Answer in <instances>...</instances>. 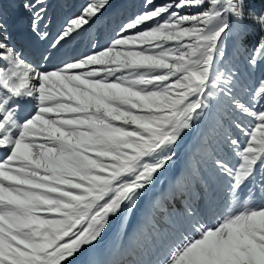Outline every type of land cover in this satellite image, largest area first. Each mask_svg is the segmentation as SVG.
<instances>
[{"label": "snow or ice", "instance_id": "snow-or-ice-1", "mask_svg": "<svg viewBox=\"0 0 264 264\" xmlns=\"http://www.w3.org/2000/svg\"><path fill=\"white\" fill-rule=\"evenodd\" d=\"M19 3L20 39L48 41L50 0ZM111 3L86 0L33 61L0 0V264H127L101 242L201 121L223 146L209 153L222 192L204 189L223 211L188 204L131 264H264V0H142L49 67Z\"/></svg>", "mask_w": 264, "mask_h": 264}, {"label": "rangeland", "instance_id": "rangeland-1", "mask_svg": "<svg viewBox=\"0 0 264 264\" xmlns=\"http://www.w3.org/2000/svg\"><path fill=\"white\" fill-rule=\"evenodd\" d=\"M157 3L162 2V0H156ZM86 3V0H50L49 4V11H48V16L51 20V23L48 27V31L50 33L48 41L55 37L57 32L60 30L64 22L69 18L74 15H76L82 5ZM6 4L7 7L12 10L11 5L15 6L17 8V4L14 2H8V0H5L4 4V12L5 14L8 15V11L6 9ZM141 4L142 0H112L111 6L108 7L100 16L98 21H94L88 34H82L85 36V39L81 40L80 38H77L75 40L69 41L66 43L62 48H60L58 51L54 52L52 55V59L48 63V66H54L58 65L62 62L69 61L74 58H79L82 54L85 52L90 51V48L88 47V36L92 35H103V36H110L113 34V32L117 29V26L121 23H123L125 20H127L129 17L133 16L135 13L139 12L141 10ZM259 8V7H258ZM11 15L8 17V21L11 19ZM24 20L26 22V17H24ZM57 20V21H56ZM7 21V23H8ZM101 23V24H100ZM9 25V23H8ZM98 25H102V28H98ZM12 27L9 25V30L11 31ZM100 29V30H99ZM13 31V29H12ZM11 31V32H12ZM17 43V42H16ZM101 44L104 43V40L100 41ZM45 42L41 43L38 42V48L36 51L32 47H28L29 49H24L23 46H21L22 49H24L25 56L31 60L30 58V51L34 53L35 55H40L44 47H46ZM43 47V48H42ZM51 51V49H49ZM225 51L228 54L226 56V59H231L232 58V38L231 36L226 38L225 40ZM39 56L35 58L34 60H38ZM192 131V142L191 146L195 151L190 147L189 144V150L187 148H183V143L184 141L190 136ZM188 132L183 139L180 141V143L177 145L175 149V155L172 161L164 168L161 170L158 174L155 175L153 183L146 187L144 190L140 192V195L143 194L146 189L150 188L151 186L153 187L152 190L158 189L162 184L167 183L168 181V176L170 173H172L176 168L180 167V159H184L186 154L182 155L181 157L179 156L180 154V149L182 148L185 152H188V155H192L189 164L191 167H193V170L199 163L200 165V174L194 175L192 178L190 175H181L177 182L179 183L181 187V191L177 193V199L175 197L171 196L168 194L166 198L160 199H154V202H152V205L154 204V207L157 208H152V211L155 213L156 216L153 218L155 221L151 222V224L147 225L146 228L143 230H140L137 235L139 236V240L136 242L138 243V246L136 247L134 251V255L132 257H129V260L127 261V264H131L132 261L135 260H140V259H145L147 258L143 253L147 250H149L154 244H158L161 237L165 234L167 230V226L174 220L177 216V214L182 210L183 207H186L188 204H193L194 206H198V202L201 200L199 203V208L203 211H208L207 206V198L205 197L204 194V189H205V182L208 183V185L211 186L212 190L217 191V192H222L223 185L222 182L216 175L212 174L210 170V161H209V153L215 151L221 155L224 154V152L221 151L222 145L218 142V137H216L212 131L210 124L207 121H201L197 125L194 126V128ZM243 139V138H241ZM206 145V146H205ZM181 149V150H182ZM197 153V155H196ZM227 158L229 162L232 165H235L237 163L236 158L232 155V153L229 151L227 152ZM206 161H208L206 163ZM187 166V165H186ZM189 170V169H188ZM191 171V169L189 170ZM165 180V181H164ZM176 182V183H177ZM139 195V196H140ZM139 198V197H138ZM137 198V200H138ZM164 199V200H163ZM136 200V203H137ZM177 200L180 202H183L182 207H179V209L173 207L177 206ZM216 206L222 205L220 203V197H216L215 200ZM175 203V205H173ZM203 207V208H201ZM175 208V209H174ZM166 209V211H165ZM136 207L134 210L135 211ZM218 211H223V206L221 209H217ZM132 213V212H131ZM131 213H121V217L123 218L124 222H126V216H130ZM128 218V217H127ZM131 216L129 220H131ZM119 220H113L112 226L109 228L108 235L110 236L109 239H107L106 242L102 243L99 246L101 251H104L105 254L107 253H112L115 257L118 259H122L124 257V253L129 252V247L134 246L133 242V235L134 232L132 229L129 230L127 235L123 233V229L119 231ZM119 231V232H118ZM131 232V233H130ZM125 235L124 240L127 239L129 233L132 235L131 239L128 241H125L126 243H129L128 245L122 244L123 246L125 245V248L122 247V249H118L120 252V255L118 254L117 251H110V249L114 246H116L117 240L121 241L123 238V234ZM115 242V243H114ZM113 246V247H112ZM108 247V248H107ZM116 248V247H115ZM117 249V248H116ZM115 250V249H113ZM126 251V252H125Z\"/></svg>", "mask_w": 264, "mask_h": 264}, {"label": "bare ground", "instance_id": "bare-ground-1", "mask_svg": "<svg viewBox=\"0 0 264 264\" xmlns=\"http://www.w3.org/2000/svg\"><path fill=\"white\" fill-rule=\"evenodd\" d=\"M11 19L8 21L9 25L12 27L14 33L20 38L21 35H23L24 33L27 32V23L25 22L23 16L21 14L18 13V9L11 5ZM22 44L23 45H26V44H34L36 45L34 48V50L36 51V49L38 48V41H31V42H26V41H23L21 40ZM45 45V44H44ZM28 47H26L27 49ZM32 49V47H31ZM32 53V52H31ZM34 57V56H33ZM29 58V57H28ZM136 223V222H135ZM136 226H138V223L136 224ZM129 232V231H128ZM127 232V233H128ZM131 233V232H130ZM129 233L128 237L126 240H123V244L125 243V245H128L129 243H126L125 241H128L129 239H131L132 235ZM127 235V234H126ZM134 236V235H133ZM133 239V238H132ZM130 241V240H129ZM125 245L121 246L120 250L122 249V247L125 248ZM113 247V246H112ZM108 248V247H107ZM115 249V250H113ZM113 249L111 248L110 251H117L118 254L120 255V252L118 249L115 248V246L113 247ZM104 253V251H102ZM126 252V251H125ZM125 254V253H124Z\"/></svg>", "mask_w": 264, "mask_h": 264}, {"label": "trees", "instance_id": "trees-1", "mask_svg": "<svg viewBox=\"0 0 264 264\" xmlns=\"http://www.w3.org/2000/svg\"><path fill=\"white\" fill-rule=\"evenodd\" d=\"M255 4H256L257 7H260L261 6L260 5V0H255Z\"/></svg>", "mask_w": 264, "mask_h": 264}]
</instances>
